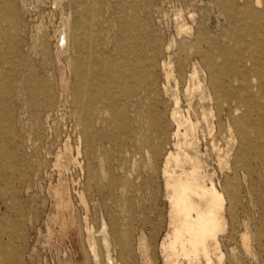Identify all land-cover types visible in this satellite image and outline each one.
<instances>
[{
    "label": "rangeland",
    "instance_id": "1",
    "mask_svg": "<svg viewBox=\"0 0 264 264\" xmlns=\"http://www.w3.org/2000/svg\"><path fill=\"white\" fill-rule=\"evenodd\" d=\"M184 152L224 194L189 261ZM91 237L98 264H264V0H0V264H97Z\"/></svg>",
    "mask_w": 264,
    "mask_h": 264
},
{
    "label": "bare ground",
    "instance_id": "2",
    "mask_svg": "<svg viewBox=\"0 0 264 264\" xmlns=\"http://www.w3.org/2000/svg\"><path fill=\"white\" fill-rule=\"evenodd\" d=\"M210 66L211 64H209L208 66L209 69ZM136 71L137 69H133V76ZM170 74L171 73L167 74L168 79L170 77ZM196 76L197 72L194 70L189 77L191 85L189 82V85L186 88L187 94H192L194 91L200 89V82H198L197 84L193 82L196 79ZM182 83L184 85V80L182 81ZM200 99H202V97H200ZM179 104L180 101L176 99V106L178 107ZM202 116L203 118H205L206 113L202 112ZM186 123L190 126V131L195 130L196 125L193 124L191 120H187ZM235 125L237 131L241 136V123L237 121ZM179 128L180 125L178 124L177 136L179 134ZM178 146L181 145L178 144ZM174 155H169L167 159L168 162L170 161V159H172L171 157ZM226 157L227 156L225 154V158ZM173 160L176 164L175 166L181 165L184 161V164H188L192 167L190 168V170L186 169L187 171L182 169L181 174L179 175H177L175 172L170 173V171L168 170L164 172V175L167 176L166 186L172 192L170 196L172 210L178 219V223L175 224V227L173 229V234L171 236L168 249L172 254L176 253L178 255H182L183 257L187 258V260L192 258L196 259V257H198L199 253L201 252H203L205 255H208V242L210 240L217 239L218 237V234L222 227L220 212L224 208V194H222L221 191L218 190L216 184H214V181L209 180L210 184L207 185L203 178L199 176L198 173L200 162L198 158H192L184 152V156L177 154L175 157H173ZM181 168H184V166ZM58 191L59 190H57L56 192ZM92 237L90 238V242L89 240L88 242L90 243L91 249L93 251L92 255H94L95 262L98 264V256L95 251V245ZM109 263L113 264L111 259H109Z\"/></svg>",
    "mask_w": 264,
    "mask_h": 264
}]
</instances>
